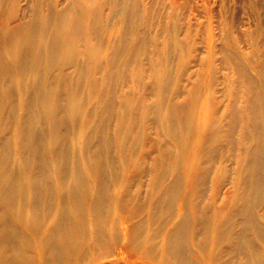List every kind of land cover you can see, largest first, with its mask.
Instances as JSON below:
<instances>
[{"label":"bare ground","instance_id":"1","mask_svg":"<svg viewBox=\"0 0 264 264\" xmlns=\"http://www.w3.org/2000/svg\"><path fill=\"white\" fill-rule=\"evenodd\" d=\"M146 1L0 0V264H264V2Z\"/></svg>","mask_w":264,"mask_h":264},{"label":"rangeland","instance_id":"2","mask_svg":"<svg viewBox=\"0 0 264 264\" xmlns=\"http://www.w3.org/2000/svg\"><path fill=\"white\" fill-rule=\"evenodd\" d=\"M149 1L152 0H148L146 2ZM169 1L171 3L172 1H175L178 2L179 4H187L188 5L187 8L190 9L193 16H196L199 21L207 22L209 19V13L205 9V3L207 2L213 3L215 0H169ZM217 1L219 2L223 1L222 5L228 4V7H225L226 8L225 12H227L228 14V21L231 23V25L237 24V26L239 27L238 31L241 32H243L247 28H250L249 25L253 24L254 26L257 16L260 15V14L254 15V9L255 8L259 9L260 5H262L264 2V0H255L257 1L258 4L250 5L249 0H217ZM153 2L159 4L162 2V0H153ZM212 8H213L212 13L214 15V19L219 20L220 19L219 4H214V7ZM260 11L262 12L261 7H260ZM245 47L246 45L243 43L242 48Z\"/></svg>","mask_w":264,"mask_h":264}]
</instances>
